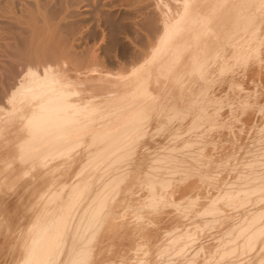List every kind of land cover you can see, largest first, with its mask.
Here are the masks:
<instances>
[{
  "label": "bare ground",
  "instance_id": "obj_1",
  "mask_svg": "<svg viewBox=\"0 0 264 264\" xmlns=\"http://www.w3.org/2000/svg\"><path fill=\"white\" fill-rule=\"evenodd\" d=\"M8 1H9L8 3L10 4L11 0H8ZM154 1H155V6H156V7H154V11L156 10L155 16H157L158 21L161 22L160 21L161 20V13H160L161 12V8H160L161 3H160V0H154ZM211 1L215 2V3H213V5L215 4L214 5L215 7L211 10L210 13L213 16L217 17L214 14L216 11V8H217L216 3H217V5H224V4L227 5V3H226L227 0H211ZM229 1H228V3H229ZM21 2H23L22 4H24V5L26 4V2H24V1H20L19 3H21ZM201 2H203V1H201ZM207 2L209 3V0ZM207 2H206V5H207ZM211 5H209V6H211ZM197 7H199V6H197ZM196 8H194L193 10H191V9L189 10V8H187L186 6H183L182 10L179 9L181 11L179 14L177 12L178 10L175 12L178 15H181L180 17L182 18V20L186 21L185 25H181L179 27H176V26L172 27V26H170V24H168L170 26V27H168L166 24L169 22H167L166 24H165V21H162V22H164L163 24H162V22L157 23L156 17H155L154 21L152 18L150 19L148 17L150 20L148 23L146 22V24H148V25H146L145 28L147 30V27H148L149 29H151L150 31H153V34H155L156 31L159 30V24H160V26L161 25L163 26L164 24L167 26L166 29H164L166 31V32L164 31L166 34H164V36L163 35L160 36V38L162 37V40L160 41L158 48L155 50L156 54L154 52V54L156 56L155 55H152V56H155V60L157 61V59H158L159 63H160V61H162L160 64H158L157 66L155 65V66L158 70H161L162 66H160V65L161 64L164 65L162 67V70H161L162 72L165 71V75L167 74L166 78H164V76H163L164 79L167 80L169 77H171L168 79V81L171 82V81L176 80L175 81L176 83H177V80L180 81V82L178 81L177 84L174 82L175 85H177V86H175L173 84L172 85L173 87L174 86L177 87L182 92H183V90H186L188 88L190 89V92H188L189 89H188V91H184V92H187V95L186 94H183V95H186V97H188V94L190 93L189 98H191V99H189V98L188 99L191 101H194V103H192L190 101L191 107L189 108V106H188L189 101L188 100L184 101L182 103L180 102L181 103L180 109H181V107H183L182 111H183V109H186V111H183V112L181 110H179L180 116H182V117H180V120L187 119V117L184 116L183 114L187 113L188 109H189V111L187 114H190L193 111L192 115L194 114V112H195V114H197L196 111L197 112L200 111L197 114V117H196V115H193V117L195 116L193 122L195 121L196 123L192 122V124H193L192 125V124H190L191 122L189 124H188V122H186L188 127L191 125L190 126L191 128L189 127L190 128V130H189V128L186 126L188 129L184 133L189 135L188 137H190V135H192V137H193V135H194V138H195L196 134H193V131L194 132L197 131V133H198L197 135H199V133H200L201 137H200V135L196 136L195 140L198 141V139L200 138L199 140L201 141L204 134L206 135V133L207 134L209 133V130H211L210 134L213 135L212 130L217 125L218 126L220 124L222 125V123L219 122V121H221L220 117L222 115V114L220 115V111L224 113L225 107L219 105V107L216 108V107H213V105L216 103H218V104L222 103V105L227 103L225 101H226V99H229V97L227 95H229L230 92H229V89L227 88L228 91L226 90L227 94L225 93L226 94L225 97L227 96L228 98L226 97V99H225V97H222L224 100L222 102L219 99L221 97H218L219 100H215L217 97L214 98L212 96L213 95V89L212 88L214 87V85L218 84V82H220V80L222 82L226 80V79L224 80V78H226V77H222L223 76L222 73L224 74L225 68H226V70L228 69L227 64H224L226 62L227 58L229 57L228 59H231V57H232L235 60V63L236 64L238 63L237 65L241 64V66L240 65L237 66V70H239L241 67H243L242 65L244 64V63L243 64L239 63L238 62L239 59H240V62H242V61L244 62L246 59H249L251 56L252 57L250 59L252 61L254 60L253 57L258 59L257 57H260V56H257V55H261V54L263 55L264 54V53H262L263 52L262 50L260 51V48L261 47L263 48L264 46H258V45H255L253 43L254 41L252 42V39L254 38L255 33H253V35L248 33L249 36H248V34L246 36L242 35V34L235 36L236 38L235 37L234 38L236 40L233 39V42H228L230 40L226 39V36H225L226 34H222V35H224L223 37L225 38L226 41L224 39H221V41H223V42L225 41L224 45L226 46V48L230 46V49L228 48L230 51L229 53H231V51H233V54L236 53V57L233 54H232V56L226 55L225 53H226L227 49L224 47L222 49L223 43L222 44L218 43L219 42L218 39L214 40V38H219L218 36L220 34H218V36L216 33L212 34V35L208 34L209 36L208 35L204 36V34L202 35V33H205L206 31L207 32H216L218 27L210 26L209 23H208L209 26L207 24L202 25L203 24V22H202L203 18H206L207 12H202L203 10L200 11V10H197L198 8L197 9ZM22 9H25V8H22ZM167 9H169V8H167ZM27 10H28V8H27ZM29 10H31V9H29ZM194 10H195V13L193 12ZM207 10L208 9H206V11ZM169 12L170 11L168 10L167 14ZM208 14H209V12H208ZM27 15H28V19H29L31 17V15H34V14H31V15L27 14ZM164 15H165V13H164ZM170 15H172V14L171 13L168 14V16H170ZM173 15H174V12H173ZM169 18H168V20H169ZM208 18H210V17H208ZM31 19H33V16L31 17ZM34 19H33V22H31L32 28L34 26L33 23L35 22ZM165 19L167 20V16H166V18H164V20ZM250 20L253 21L254 19L252 18ZM29 21H32V20H29ZM155 21H156V24H154ZM256 21L260 22L258 20H256ZM200 22H202L201 25H200ZM211 25H212V23H211ZM256 25L257 26L251 28L252 30L249 28L248 31L249 30L250 31H259V30H261V28H263V27H261V24L256 23ZM27 27H28V25H27ZM220 29H222V28H220ZM223 29H225V28H223ZM223 29H222V31H225ZM246 29L247 28H241V29H237V30L246 31ZM161 30H163V29H161ZM161 30L159 32H161ZM182 30L184 32H187V31H189V32L181 34ZM197 30H202V31L201 32L199 31L196 34ZM179 31H180V33L178 34L177 32H179ZM217 31H221V30H219V28H218ZM31 32H32V34L36 33V35L35 34L34 35L37 36L38 32H37L36 28H33L30 31V33ZM191 32H194L195 34H193V33L191 34ZM207 32H206V34H207ZM198 33H199V35H198ZM160 34H162V33H160ZM256 34L257 35L255 36V39H253V40H255L256 43H258L260 45H264V43L262 44V42H261L264 39L263 38L264 34L263 35L261 34L262 36L259 35V33H256ZM30 35L31 34H29V36ZM222 35L220 38H222ZM258 35H259V37L261 36L258 39H262V38L263 39L262 40L256 39V37H258ZM38 36L40 37V35H38ZM233 36H232V38H233ZM33 37L34 36H32V38ZM206 38H209L210 40L213 39V41L211 40L209 44L208 43L206 44V42L204 41V40H206ZM32 40L30 41L31 43H33V41H34V40L33 41ZM258 41H260L261 43H259ZM53 42H54V39H53ZM33 44H29V45H33ZM42 46H43V44H42ZM35 47L37 48L38 46H35ZM219 47H221V50H219L220 49ZM45 48L46 47L43 46L42 49L39 50V52L37 53V57L40 56V57H38L37 61L40 63H43V64L47 63V62H57V59H58L57 51H59V50L56 49V47L55 48H53V47L52 48H46V49ZM208 48H210V51H208ZM231 48H233V50H231ZM234 48H238V50H236L237 52H235ZM32 49L34 50V48H32ZM35 51H37V50H35ZM166 54H167V57L164 56V58L166 57L164 60L159 59V58H162L163 55H166ZM237 56H238V59H237ZM244 56L246 57V59L242 60V58ZM247 56H249V57L247 58ZM262 57L264 58V56H262ZM260 59H262V58L260 57L258 59V61L256 60L259 64L262 61V60L259 61ZM252 61H249V62L252 63V65H253V63H255V62L254 61L252 62ZM246 63H248V62L246 61ZM258 63H257V65H258L257 68L261 66L262 67L261 69H264V66H262L264 62L262 63V65H259ZM176 65H178V66L182 65V66H180L181 68H179ZM245 65H247V64H245ZM222 66H225L224 70L222 69L223 68ZM220 67H222V68H220ZM49 68L50 67H48V70H49ZM176 68H177V70H176ZM217 68L220 71L216 70ZM243 69H244V67H243ZM243 69H240L239 71H241ZM261 69L255 68V69H252L250 71H246V72L244 71L245 74L243 71H241L242 74L240 73L239 75L241 76L244 74V77H246L248 80L247 82H249V80H250V83H253L251 85H254V84L262 85V81H264V71ZM150 70H151V72H150ZM150 70L149 71L145 70V72L142 73L143 78L141 76L142 74L139 75L136 73L137 75L135 74L134 78L132 77L133 79H131L130 82L128 81L129 82L128 84L123 83V81H125V80L121 81L122 83H120V85L121 86L125 85L126 90L124 89V92H123L121 90L123 87L120 86L121 88L119 87V89L122 92L120 90H119L120 92H118V90H117L118 86H117V89L115 88V91L117 93L116 94L113 93L115 95H113L112 93L111 94L113 96L108 94L109 100L106 101V99H108V98H106L105 99L106 102L104 103V104L108 103V107H106L104 105L106 114H105V112L99 113L100 109H102V107H104L102 105L103 104L102 101H104L103 99L105 97L102 100L99 99V100L92 101V102L90 101L92 103L91 104L89 102L90 106H88L89 104L88 105L85 104V105H82L83 107H81L80 105H77V102L81 101L80 99L77 102H76V100H75V102L70 100V98H69L70 95L71 96L73 95L76 97L77 93L75 92L76 95H74L73 91H75V90H73L72 88H71L72 90H68V85L66 84L67 81L66 82L64 81L65 79H64L63 75L62 76L60 75L59 71L58 72L57 71H47V69H46L45 75L42 79L41 78L39 79L38 76H36V75L34 76V73H32L33 75H30L27 78V80L24 81L25 85L22 83V85H23L21 87L22 91L19 90V93H20V96L22 98L27 97L26 99L28 102L24 100L25 101L24 104L27 102L28 108L27 107L26 108L28 110L24 107L25 108L24 112L27 111V113H29V115H27V113L23 112L27 116L22 117V119H23L21 121L22 124H20L21 122H19V126L26 125L27 128H29V129L36 127L35 132L32 133V134H36V135H33L30 138L25 139V140H24V138H22L23 140L20 139L21 140V142H20L21 146H22V143H24V147H22V149L25 148V149H23V150H25V152H27V149H28V152L26 154L20 148L21 146L19 147V145H18V144H20V143H18L20 140L18 139V142H16V140H15V142L17 143V144L16 143L13 144V145L16 144V146H15L16 149L14 148L16 150L15 154L17 153V154H19L17 156H20L21 155L20 153L23 152L22 154H25V156L23 155L24 156L23 161L20 157L19 158V159H21V161L19 160L20 162H18V159H17V162L16 161L0 162V223L3 221L2 215L4 214V210L5 211L8 210L9 205L22 206L24 209H29L28 212L31 210L32 213L29 215L30 216L28 218L29 220L32 218L31 216L33 214V218H32V220H30V223L28 225L26 224L27 226L26 227L24 226L22 231L20 230L21 232H23L24 228H26V230L23 232V235L20 233L22 235V237H20L19 233L17 235L13 236L14 239L15 238L17 239V242H19V241L21 242V245H20L21 248L19 247V245H15V243H17V242L14 241L15 243H13V241L11 242V240L9 241V239H7L6 236H8L9 234L6 233L7 235L6 234H5L6 236L4 235L6 241L10 242V243H8L9 246L11 243H13L14 247H17L18 249L20 248L19 249L20 252H19V250L16 251L17 248L15 250V248L12 247L16 252H19L18 257L15 256L16 258H12L13 260L15 259L14 264H211L212 261H210V258L213 259L214 258L213 256H215L216 254L218 255V257L216 255L217 258L213 262H216V260L217 261H219V260L223 261L226 259L225 257L232 254L230 257L228 256V258L230 260L227 259L228 261L226 260V262L224 261V263H221L222 261H220V263L216 262L218 264H264V162H260V160L258 162V160H257L259 158L264 159V151L262 149H259L260 145H258V143L261 144L262 140L264 139V137L260 134V133L264 132L263 131L264 130V128H263L264 122L262 123L263 127H262V125H260V127H258L259 129L261 128V130L263 132L261 130L259 131V129H255V128H257V126L255 127V125H253L255 123V121L253 122L252 125L254 128H251V129L252 130L255 129V132H256V130H258L257 133L253 134V137L251 135L253 132H252V130H250V127H249V125L252 126L250 123H249L248 127H249V132L250 133L252 132L251 134L244 130L247 127H245L244 129H242L244 126L241 127L242 131L241 130L238 131L237 126H236L237 128L233 127V129L234 130L237 129L236 131H238V132L245 131V132L250 134V136L252 137V141H251V138H249L250 141L251 142L254 141V145L256 146V144H257L256 149H259V151L255 149L256 152H254L255 150L254 151L251 150L252 152H254V153H251V155L255 154V153H259V155L262 158L259 156H257L258 157L257 158L255 155L254 156L252 155L253 157H251L250 153L247 152V150H248L247 149V150H245V152H247L248 154L247 153H245V154H247L251 157V158L249 157L250 161H252V158H253V161L255 159L256 162H253V161L248 162L249 161L248 160L249 158H248L243 163L242 160L247 155H245L244 152H242V151L245 149L246 146L244 147L243 150H241L240 148L242 145L238 144L241 141L236 142V144H238L240 146V148L239 147H237V148H239L241 150V154L245 155V156L243 155L244 157L241 156L243 158L242 159L239 156L240 155L239 149L235 148L238 151V152H236V150H233L234 145L230 144L231 143L230 141L238 138L237 137L238 135H236V133H238V132H236L235 134H231V135H235V138L232 137L233 139L230 138L231 140H229V144L232 146V152L230 150L231 149V147H230V149H229L230 153L229 152L227 153V156H228V154H229V156L226 157L228 159L225 158V156H226L225 152L228 151V148L227 149L225 148L226 151L223 150L225 145L227 147L228 143H224V145H221L223 143H221V144L217 143L218 145H215L217 147L219 146V149H221L220 147L224 146V147H222L221 150L224 151L225 156H222V155H224V153L222 154L221 150L218 151L217 147L215 148L214 145H213L214 147L213 146H210V147H212V149H214V150H217L219 152L218 154L221 153L220 155L222 156V159H223V157L225 158L222 160V162L226 161V163L230 164V161H231L235 165V166H231L232 164H230V166H231L229 168L230 173H228V171L226 169H225V172L230 175L231 172L236 171L237 174H234L232 181H231V178L229 179V175H228L227 178L230 180V182H227V179L222 180L224 177L226 178V175H227L226 173L224 174L225 176L221 175L222 179H220V174L217 173V175H215V176L218 178H216V179L214 178L216 181L212 177H210V178L212 180H214V182H217V183L219 182V179H220V182L221 181L223 182V183H220V186L219 185L217 186L216 183H211V185L210 184L208 185V183L207 184L205 183V185H208L207 188L212 186V184L216 185V189H213V191H215L214 194L210 193L212 190V187L213 188L215 187V186H212L210 188L209 193L207 192V194L205 193L201 197H197L200 195L198 193L199 191L196 192V194L198 193V195H196V196H193L192 194L188 196L187 192L183 193L184 189L188 188V187L184 188V186H187V185L183 184L184 186L183 187L181 186V187L184 189L181 188L182 190H180L178 188L179 186L174 188V186H175L174 181L177 183V180H178L179 181L178 183H180L181 182L180 179L182 176L187 178L188 174L192 175V173H193V176L194 175H196L197 177L201 176L204 172V167L206 168L207 166L211 165V163H213V166H215L214 164L217 163V162H211V161L210 162L196 163V160H197L196 158H195L196 159L195 160L192 157L189 158L188 155H186V154L190 153L188 151L190 149L193 151H199L200 147L198 148L197 147L198 145L196 146V144L194 145V142L192 143V141L194 139L190 138L191 142H189V140H187L189 143L184 141L188 144H193L191 146V147L195 146V148H193V149L189 147L190 145L184 144V143H183V146L182 145L181 146L175 145V147L177 146L178 148L179 147L182 148V151H180L181 153L179 152L180 148L176 149V148H174V145H173V147L169 146V148H168V146L166 147V145L162 146V148L160 146L159 147L155 146L157 148H155V147L150 148L151 146L147 147V146H141V145L136 146L134 144H132V145L127 144V143L133 142V141H130L132 138H133L132 140H134L138 137L140 138L141 137L140 135L144 134V132L141 129H140L141 130L140 131L137 128V126H143V125H141V123L143 121L140 122V124L137 122L141 121L139 119L147 117L150 114L149 113L150 110L154 109V107H155L154 104H152L155 101H152V99L148 100L149 98L148 99L145 98V99L136 100L135 99L136 96H134L135 94H137V92H138V95H144L145 93L143 91H145V89L148 90L147 86H146V84H148V83L145 84V82H144V79H146L147 76H149L148 78L150 79V75H152L151 80L155 79L154 77H156L155 75H157V73L156 74L152 73V69H150ZM221 70H223V71H221ZM229 70H231V69H228L226 71L227 73L226 72L225 73L231 74V75L229 74L230 76H227V77H230L227 79H229L230 80L229 82L231 83V81L233 82V78H235L236 76H234L233 71L230 72ZM171 71H172L173 75L171 74ZM215 72H217L218 75L215 74L216 76H214ZM219 72L220 73L222 72V73L219 74ZM161 73L159 74L160 77L159 76H157V77L162 78ZM61 74H63V73H61ZM144 75L146 78H144ZM153 75H154V77H153ZM219 75H221L222 79H219V81H218L217 76H218V78H220ZM167 76H168V78H167ZM159 78H158V80H159L158 83L160 82ZM163 78H162V80H163ZM246 78L244 80H246ZM149 79H146V81L148 80L150 82L151 80H149ZM237 79H240V77L238 76V78H236V80ZM155 80H157V79H155ZM155 80H154V82H155ZM215 80H217V81H215ZM238 81H243V80L240 79ZM154 82L152 81V84ZM189 82H190V85H188L189 87L184 89L186 87L185 85L189 84ZM213 82H216V84H214ZM180 83H181L182 87H180L181 86V85H179ZM223 83H225V82H223ZM223 83H221V84H223ZM227 83L225 85H226V87H229L230 83L229 84H227ZM233 83L237 84L238 82L235 83V81H234ZM233 83H231L232 86H233ZM221 84H219V85H221ZM143 85L145 88L143 87ZM161 85H163V84H161ZM169 85H171V84H169ZM223 85H222V87H223ZM246 85H248V84H246ZM240 86H242L241 89L238 88ZM243 86H244V84L239 85L237 87L239 89V91L240 90L242 91V93H244V90H245L244 88H247L245 86L243 88ZM161 87L162 86H160V88ZM261 87H260V89L262 90L263 88H261ZM158 88H159V86H158ZM165 88H166V86H165ZM248 88H250V87H248ZM253 88L256 89L255 86H253ZM257 88H258V86H257ZM161 89L163 90L164 88L162 87ZM161 89H160V91H161ZM173 89H175V88H173ZM167 90L165 89L166 94L165 95L162 94V96L164 95L167 97ZM248 90L249 89L245 90L246 95L242 94L243 95V96H241L242 100H243V98H245L247 96L249 99L251 97V99L253 100L255 98L254 96L257 97L260 93L264 92V89H263L262 92H260V93L258 92L256 94V92H257V90H256L254 93L256 95H254L253 92H251V90H249L250 92H248V94H247L246 91H248ZM239 91H238V93H239ZM241 91H240V94H241ZM169 92H170V89H169ZM169 92H168V94H169ZM173 92H176V90ZM182 92H180V93H182ZM250 93H252L251 95H254V96L249 95ZM16 94H18V93H16ZM262 94H260V95H262ZM109 95L111 97H109ZM173 95H177V94L174 93ZM148 96L149 95H147V97ZM157 96H159V95L157 94ZM202 96H205V100H208L213 104L212 105L211 103L208 102V104L210 105V106L209 105L208 106L213 107L211 109L215 108L212 111L213 113H211V111L209 112V108H204L200 104H199V106L196 105ZM169 97H172V96L169 94L168 98ZM238 97H236V98H238ZM260 97L261 96H259V98ZM19 98L20 97L18 94V98L15 97L14 100L15 99L18 100ZM154 98L159 100V97L156 98V95ZM222 98H221V100H222ZM232 98H234V97H232ZM248 98H245V99L248 101ZM162 99H163V97H162ZM241 99L238 102H240ZM19 100H21V98ZM179 100L181 101V99H179ZM229 100H227L228 103H229ZM250 100L248 102L247 101L244 102V100H243L244 104H242V102H240V104L238 102H237L238 104L235 102L234 104H236L238 106H235L233 104L232 105L227 104V105H229L228 106V116H229V113L231 111L230 115H231L232 120L234 117V120L236 122H238L236 124L240 125V123L241 124L244 123V125H245L246 124L245 122H247V121L243 119L245 122L244 121L241 122V119H242L241 117H244L245 115H247L245 113H248V111H251V109H253V111H255L256 108H254V106H256V102L258 100L256 101V99H254L255 102H253V103ZM262 100H263L262 102H264V99H262ZM232 101H233V99H232ZM259 101H260V99H259ZM82 102H83V100H82ZM166 102H168V101H166ZM250 102L252 104L248 105V104H250ZM262 102H260L261 105L263 104ZM15 103H17L16 100L14 101V105H15V108H13L14 114H12L10 116L11 113H9V116H7V117L5 116V121L3 118L4 116L2 117L3 121L0 119L7 126L9 125L8 128L6 127L7 130L13 126L12 125L10 127V124H12V122L14 124V127H16V124H15L16 122H14L15 120H13V119L19 118L18 116L20 115V113H19V115L16 114L18 109H17V111H15L16 107H18L17 104H19L20 102L17 104H15ZM74 103H75V105H77V107L74 106ZM157 103H159V102L157 101ZM205 103H207V102H205ZM254 103H255V105H254ZM27 104H26V106H27ZM218 104H216V105H218ZM258 104L259 103L257 102V105ZM169 105L170 106L167 107L168 108L167 113L169 114L170 112H173V111L176 112L177 107L174 109L172 108L173 109V111H172V109L169 108V107H171V104H169ZM204 105L205 104H203V106ZM261 105H260V112L258 111L260 116H261L263 109H264V107H263L264 104H263V106H261ZM21 106L23 107L24 105L21 104L19 107H21ZM187 106H188V108H187ZM208 106H207V104L205 105V107H208ZM231 106H232V108L234 106L235 108L237 107L238 109H240L239 113H242V112L244 113V115H240L238 113V109H237V111H235L236 112L235 114L237 115V113H238L240 116V118L238 116V121L235 119L236 116L233 115V111L231 109ZM240 106L241 107L243 106L242 108H247V109H245V112L241 111ZM251 106H253V108H249ZM194 107L197 109H195ZM229 107H230V109H229ZM256 107L258 109V106H256ZM111 108L114 109V112L112 111ZM222 108H224V111H222ZM115 109H116V111H115ZM169 109H171V111H169ZM194 109H195V111H194ZM203 109H205V111H202ZM207 109H208L210 117H213V118H214V116L215 117L217 116L216 112L219 111L218 112L219 114L217 116L219 121H216V119L214 118L215 121H213V123H210L212 120L211 118H208L209 121L208 120L205 121L206 118L201 119V118H204L205 116H209V115H206ZM257 109H256V112H257ZM261 109H262V112H261ZM78 110L82 112V114H81L82 118L81 119L84 118L83 116H85L87 118L88 117L92 118L93 115H95V116L96 115H99V116L102 115L103 116L102 119H103L105 117V115H107V116L109 115L108 116L109 120L108 119H103V120L100 119L101 121H99V122L108 120L106 122V125L104 126V128H106V130H101L102 128L95 130L94 128H92L91 130H94V131L90 135H93V137H89V138L87 137L88 140L90 141V143L88 144L89 141H86L87 138H85L86 144L84 142L82 147L78 146L79 150L76 149V150H78V153H77V151L76 152L74 151L73 155L74 154H76V155L71 156L72 154L69 155V153L72 151V148L75 150V148L77 147L73 143L75 142V144H78L76 142L79 141V140H75L72 142V140L75 138L72 135L75 136V133H76V135H77V133H79L77 135V136H79V135H81L80 134L81 132H77L73 129L71 131L68 129H67L68 131L66 129H65V131L60 130L61 132L63 131L64 135H66V136H64L62 138H58V139H56V138L45 139V137H43V135L45 136L48 134V132L46 131V130H49L48 127H50V126H48V125H52V126L53 125L54 126L55 125L56 126L61 125L62 122H60V120L63 116L69 115V113L71 112L69 117H72L73 116L72 113L75 114L74 113L75 111H77V113H78ZM102 111H104V109H102ZM108 111L109 112L111 111L112 113L110 112L111 114L110 113L108 114L107 113ZM143 111H145L144 113H146V114H144ZM166 111H167V109H166ZM226 111H227V109H226ZM23 113H21V114H23ZM101 113H104L105 115H103ZM154 113L157 114L158 112H154ZM164 113H165V111H164ZM167 113L165 114V115H167L166 117L164 115L163 116L165 118L169 119ZM203 113H205V115ZM215 113H216V115H215ZM257 113H256V115H259ZM87 114L88 115L90 114V115L88 116ZM158 114L160 117V112ZM171 114L169 116H171ZM175 114L176 113H174L172 115V117L173 116L175 117L176 116ZM6 115H7V113H6ZM14 115L15 116L17 115V117L14 118L15 117ZM232 115H233V117H232ZM251 115H252V113H251ZM161 116H162V114H161ZM190 116H191V114H190ZM198 116L199 117L201 116V118H199ZM225 116H223L224 120L227 118V117L225 118ZM77 117L79 118L78 115H77ZM152 117H154V116L152 115ZM184 117H186V118H184ZM246 117L248 120V116H246ZM252 117L254 119L255 116H252ZM252 117H250V118H252ZM95 118H97V116ZM181 118H183V119H181ZM195 118H198L203 123L200 122L198 119H195ZM261 118L264 120L263 116ZM84 119H86V118H84ZM227 119H230V116ZM253 119H251V120L253 121ZM255 119H256V117H255ZM16 120H18V119H16ZM148 120L149 119H147L146 121L149 122ZM174 120L175 119L172 118L169 121L171 122ZM1 121H0V123L3 124ZM46 121L48 122L47 125H45ZM239 121H240V123H239ZM252 121H250V122L252 123ZM99 122H98V120H96V122H93V124H91V125L96 124V126H97V123H98V125L101 126V124ZM126 122L131 123V124L126 129H124V126L127 124ZM183 122L184 121H181V123H183ZM207 122H209V124H210L209 126L212 125L211 128L208 127L206 124L205 125L208 128L204 127L205 125L203 126V124L207 123ZM215 122H219V123L215 124ZM225 122L228 123L229 121L227 122V120H225ZM64 123L66 124V122H64ZM64 123H62V124H64ZM179 123H178V125L181 126V123L180 124ZM198 123L200 124V126L202 124V126L199 127L200 129L198 128V129L194 130L195 127L197 128L199 126ZM214 124H215V126H214ZM257 124L259 125L260 122ZM40 125L41 126L45 125V127H42V128H44V129L47 128V129L42 130ZM228 125L230 126V122L228 123ZM228 125L226 124V126H228ZM37 126H38V128H37ZM54 126L50 127L51 129L49 130V133H50V131H52ZM119 126H121V127L118 128ZM226 126L224 125L223 127H226ZM229 126H228V128H229ZM232 126H230V129H228L229 133H231V131H234L231 128ZM240 126H242V125H240ZM14 127H12V129H11L12 131L9 130L10 135L12 134L11 132H13ZM39 127L41 129H39ZM202 127L206 128L205 133H204V130H205L204 128H203L204 129L203 131H200V130H202L201 129ZM219 127L221 130V126H219ZM219 127L218 128L216 127V129L218 130ZM75 129H77V128H75ZM24 130H25V128H24ZM127 130H129V131H127ZM217 130H215V131H217ZM220 130H218V131H220ZM224 130H225V132L227 131L226 129H224ZM45 131L47 133H45ZM53 131H52V133H53ZM4 132L7 134L8 131L6 132L4 130ZM27 132H29V131H27ZM1 133H2V131L0 132V134ZM5 133H4V135H5ZM40 133H41V135H40ZM57 133H59V132H57ZM140 133H142V134H140ZM176 133H175V135H177ZM182 133L183 132H180L178 134L182 135ZM232 133H234V132H232ZM247 133L245 135L249 136V134H247ZM258 133H259L260 137L261 136L263 137V139H261L262 137L261 138L259 137ZM83 134L88 135L89 133L83 132L82 135ZM82 135H81L82 138L81 137H80L81 139L79 138L80 142L84 141L85 135H83L84 137ZM102 135H104V136H102ZM128 135H130V137H128ZM131 135H135L136 137L134 138ZM137 135H139V136L137 137ZM214 135H215V138L218 137V135H216V133ZM220 135L221 136L225 135V134H222V130H221ZM220 135H219V137H221ZM241 135H242V133L240 134V137H241ZM255 135L256 136L258 135V137H256V139H258V140L255 139ZM47 136H52V134H49ZM71 136L73 138H71ZM77 136H76V139H77ZM5 137H8V136H5ZM12 137L13 136H11L10 138H12ZM204 137H205L204 139H206V136H204ZM209 137H207V138H209ZM247 137L245 136V138L248 141ZM90 138H91V140H90ZM184 138H186V137H184ZM213 138H214V136H213ZM13 139H15V138H13ZM183 139L181 141V138H180L179 141H181V143H182ZM241 139L243 141V142H241V144H245L244 142L247 143L246 139L240 138V140ZM7 140H8V138H7ZM219 140H221V139H219ZM219 140H217V141H219ZM223 140H226V139H223ZM3 141H0V142H2V143H0V146L3 144ZM139 141L141 142L140 139H138V142ZM171 141L173 142V140H171ZM176 141H177V139H176ZM200 141L198 143H200ZM204 141H203V143H204ZM206 141H208V140H206ZM234 141H233V143H234ZM236 141H237V139H236ZM50 142H55L56 144L58 143V145L51 147L52 145L50 146V144H49ZM4 143H5L4 145L7 144L5 141H4ZM10 143H11V141H10ZM167 143H171V142L169 141ZM203 143H201V144H203ZM210 143L212 144V142H210ZM25 144H27V145H25ZM72 144L74 147L73 146L71 147ZM175 144H177V142ZM17 145L19 148L17 147ZM186 145H188L187 146L188 149H187V147H184ZM208 145H210V144H207V146ZM247 145H249V147L252 145L251 148H253V146H254L252 143L247 144ZM202 148H204V147H202ZM246 148H248V147H246ZM19 149H20V151H19ZM170 150H172V151L170 152ZM184 150H187L188 153L186 151V154H183ZM260 150H261V153L263 151V153H262L263 155L260 154ZM173 151L179 152L178 156H181L182 158L184 157L183 158L184 160L189 159L188 161L191 162V164L190 163L187 164L188 162L183 163L184 162L183 159L181 161L180 160L181 157H180V159H179V157H175V155L177 156V154H176L177 152L173 155V153H174ZM213 151H211V152L213 153ZM233 151H235L236 154L238 153L237 156H239L241 158L240 161L238 160L239 163H237V161H236V159H240L239 157L236 158L235 160L233 159L236 157L235 154L231 155V153H233ZM199 152L200 153L198 155L195 154L194 156H197V158H199V160H200V157L202 154H201V151H199ZM211 152L209 155L210 157L213 156V154L211 155ZM12 153H14V152H12ZM214 153L216 154L217 152H214ZM206 154H207V150H206ZM63 155H65V156H63ZM66 155H68V156H66ZM183 155H186L187 157L183 156ZM230 155L233 157H231ZM234 155H235V157H234ZM189 156H191V154ZM198 156H200V157H198ZM202 156H204V154ZM209 156H207V157L209 158ZM219 156L217 155V157H219ZM217 157H215L216 161H217ZM29 158L30 159L33 158V160L32 159L30 160ZM176 158H178V159H176ZM203 158H206V157H203ZM231 158L234 161L230 160ZM27 159H29V160H27ZM218 159L220 160L221 158L219 157ZM178 160H180L182 163L179 162ZM191 160H195V164H193L194 162H192ZM211 160H212V158H211ZM1 161H3V160H1ZM33 161H35V162H33ZM213 161H214V159H213ZM178 162H179V166H178ZM180 163L182 165L183 164L184 165H190L189 168H187L188 170L186 169V166H183V168H182V165ZM180 165H181V168H180ZM218 165L215 166L216 167L215 170H222L223 171V169L217 168V167H219ZM228 167H229V165H228ZM179 168H180L181 173L179 171H177ZM191 168L193 170H190ZM221 168H222V166H221ZM231 168L233 170H230ZM209 169H211V168H209ZM213 169L214 168H212L211 170L213 171ZM183 170H184V172H182ZM187 171H191L192 173H187ZM207 171L204 173V176H201V178L200 177L199 178L203 182H204V180H205V182L206 181L212 182L211 179L209 180V176L205 175L207 173ZM176 174H177L178 178H179L178 174H180V175L184 174V175H182L180 177V179L176 180V177H175ZM207 174H209V173H207ZM214 174H216V173L214 172ZM210 176H212V174ZM190 177L191 176H189L188 178L190 179ZM206 177L208 178V180H206ZM186 180L187 179H184V178L182 179V181H186ZM190 180H192V179H190ZM181 183L177 184V185H181ZM189 183H191V182H189ZM196 183L197 184H195V183L194 184L191 183V184L195 185V187L199 186L198 178H197ZM186 184H188V183H186ZM200 185H201V183H200ZM188 186H189V190L186 189V191L188 190V192L191 189L190 187L194 188V186H191V185H188ZM203 186H204V184H203ZM199 188L203 189V187H201V186ZM207 190H209V189H207ZM216 190H217V194H216ZM203 191H206V190L204 189ZM203 191L200 193L201 194L204 193ZM189 193H191V192H189ZM184 201L186 202L185 204H184ZM17 206H16V209H17ZM18 209H19V207H18ZM18 209H17V211H18ZM8 212H10V211H8ZM15 213H14V215H15ZM8 216L10 218L11 215H8ZM8 216L3 217V218L4 219L6 218V220H7ZM24 216H23V218H24ZM12 217H14V216H12ZM19 217H22V216H19ZM19 217L17 218V216H16L17 219H19ZM13 219L14 218H12V220ZM26 219L24 218V221ZM17 223L19 224V222H17ZM22 223H23V221L21 222V226L25 225V224L22 225ZM15 224H16V221H15ZM168 224L171 225L169 228L167 227ZM10 228H12V227L10 226ZM19 228H20V226H19ZM16 229H17V227H16ZM9 230H11V229H9ZM11 232L13 233V231H11ZM0 237H2V236H0ZM20 242H19V244H20ZM6 246L7 245H5V248H6ZM8 249H10V248H8ZM14 252L11 250L10 255H12V253L14 254ZM12 256H14V255H12ZM219 256L221 257V259ZM13 262L11 264H13Z\"/></svg>",
  "mask_w": 264,
  "mask_h": 264
},
{
  "label": "rangeland",
  "instance_id": "obj_2",
  "mask_svg": "<svg viewBox=\"0 0 264 264\" xmlns=\"http://www.w3.org/2000/svg\"><path fill=\"white\" fill-rule=\"evenodd\" d=\"M20 1H24V2H26V6L24 5V4H22L23 2H21V3H19ZM36 0H11V2H10V4L8 3L9 1L7 0H0V119L3 121V118H4V121H5V116L7 117V116H9V113H11L10 114V116L12 115V114H14V111H13V108H15V105H14V101L16 100L17 101V103H19V104H17V103H15V104H17V106L18 107H16V110L15 111H17V109H18V111H17V115H19V113H20V115L18 116L19 118H16L17 117V115L14 117V118H16V119H18V120H16V119H13V120H15L14 122H16L15 124H16V127H14V124H13V122H12V124H10V127L12 126V127H14L13 128V132H11L12 134L10 135V131H12L11 129H12V127L10 128V129H8L7 130V128L9 127V125L7 126L4 122H2L1 120V122L4 124H1L0 123V132L2 131V133L0 134V141H5L7 144L6 145H4L5 143H4V141H3V144L0 146V162H8V161H10V162H13V161H16L17 162V159H18V162H20L21 161V159H22V161L24 160V156H25V154L28 152V149H27V152H25V150H23V149H25V148H23L22 149V147H24V143H22V146H21V140L20 139H22V138H24V140L25 139H28V138H30L31 136H33V135H36V134H32V133H34L35 132V128H27V126L26 125H21V126H19V122H21L23 119H22V117H25V116H27V115H29V113H27V111L26 112H24L25 111V108L27 107L28 108V104H27V97L26 98H22L21 96H20V93H19V90L20 91H22L21 89V87L23 86L22 85V83L24 84V81L25 80H27V78L30 76V75H33L32 73H34V76L36 75V76H38L39 77V79L41 78H43L44 77V75H45V71H46V69H47V71H59V73H60V75L62 76L63 75V77H64V81L66 82V84L68 85V90H75V91H73V94L74 95H76V93H77V95H76V97L75 96H71L70 95V100H72L73 102H75V100H76V102L80 99L81 101H78L77 102V105H80L81 107H83L82 105H88V106H90V103L92 102V101H96V100H102L104 97V101H102V105L104 106H106V107H108V103H106V104H104L107 100H109V98H108V94H110L111 96H113V95H115L117 92L115 91V88L117 89V86H118V92H120L121 90L124 92V89H125V85H123V86H121L120 85V83H122L121 81H123V80H125V81H123V83L124 84H128L130 81H131V79H133L134 78V76H135V74L137 73V74H142L143 72H145V70H147V71H149L150 69H152V73H157V75H155L156 77L157 76H159L160 77V73L162 72L161 70H162V67L164 66V65H160V66H162L161 67V70H158L157 68H156V66L158 65V64H160L162 61H160L161 59L162 60H164L166 57H167V54L166 55H163V57L162 58H159L160 60V63L158 62V59H157V61L155 60V54H156V49L158 48V45H159V43H160V41L162 40V37L160 38V36L161 35H163L164 36V34H166L165 32V30L164 29H166V27L168 26V27H170V26H176V27H179V26H181V25H185L186 24V21H184V20H182V18L180 17L181 15H178L181 11L180 10H182L183 9V6H186L187 8H189V10L191 9V10H193L194 8H196L197 6H199V7H197L196 9L197 10H200V11H202V12H207V16H206V18H203V24H202V22H200V25L202 24V25H205V24H207L208 25V23H209V25L210 26H215V27H218L219 28V30H221V31H217L218 30V28H217V30H216V32H207V34H206V32L205 33H202V35L204 34V36L205 35H212V34H217V36H218V34H220L218 37L219 38H214V40H216V39H218L219 40V42L218 43H220V44H222L223 46H222V49H223V47L224 48H226V46L224 45V43H225V38L223 37L224 35H222V34H226L225 36H226V39L227 40H230V41H228V42H233V39L234 40H236L235 38V36H238V35H240V34H242V35H247L248 33H250V34H252L253 35V33H255V35H254V38L253 39H255V36L257 35L256 33H259V35H263L264 34V0H227V5L226 4H224V5H217V3H216V6H217V8H216V11H215V15L217 16V17H215V16H213L210 12H211V10L215 7L214 5H213V3H215V2H212L211 0H209V3L207 2L208 0H201V1H203V2H201L200 0H160V8H161V22L162 21H165V24L167 23V22H169V23H167L166 25L164 24L163 26L161 25L160 26V24H159V30L158 31H156V33L155 34H153V31H150L151 29H149L148 27H147V30H146V25H148V24H146V22L148 23L149 22V20L152 18L153 19V21L155 20V17H156V21H157V23H161V22H159L158 21V19H157V16H155L156 15V10L154 11V7H156L155 6V1L154 0H37L36 2H35ZM211 1V2H210ZM228 1H229V3H228ZM206 2H207V5H206ZM211 5V6H209V5ZM22 5V6H21ZM154 5V6H153ZM208 6V7H207ZM169 8V9H167V8ZM22 8H25V9H22ZM27 8H28V10L29 9H31V10H27ZM208 9L207 11H206V9ZM153 9V10H152ZM180 9V10H179ZM169 10L170 12L168 13V14H172L173 15V12H174V15L172 16V15H170V16H168V14H167V11ZM178 10V11H177ZM32 11V12H31ZM178 12V14L177 13H175V12ZM194 13H195V10L193 11ZM208 12H209V14H208ZM26 13V14H25ZM164 13H165V15L167 16V20L165 19L164 20V18H166V16L164 15ZM27 14H34V15H31V17L33 16V19H34V26H33V28H36L37 29V36H35L36 35V33H33L32 34V32L30 33V31L33 29L32 28V23L31 22H33V19H31V17L28 19V15ZM27 15V16H26ZM29 15V16H30ZM176 15V16H175ZM152 16V17H151ZM172 16V17H171ZM256 16V17H255ZM150 19H149V18ZM154 17V18H153ZM170 17V18H169ZM208 17H210V18H208ZM148 18V19H147ZM168 18H169V20H168ZM254 19L253 21H251L250 19ZM47 19V20H46ZM207 19V20H206ZM213 19V20H212ZM263 19V20H262ZM29 20H32V21H29ZM212 20V21H211ZM256 20H258V21H260V22H257ZM26 21V22H25ZM46 21V22H45ZM156 21H155V23L154 24H156ZM205 21V22H204ZM207 22V23H206ZM28 23V24H27ZM164 22H162V24H163ZM211 23H212V25H211ZM256 23L257 24H261V27H263V28H261V30H259V31H248V29L250 28H253V27H255V26H257L256 25ZM168 24H170V26L168 25ZM214 24V25H213ZM27 25H28V27H27ZM36 25V26H35ZM208 25V26H209ZM221 25V26H220ZM42 27V28H41ZM45 27V28H44ZM31 30H30V29ZM220 28H225V29H223V30H225V31H222V29H220ZM236 28V29H235ZM241 28H247L246 29V31H241V30H237V29H241ZM161 29H163V30H161ZM161 30V32H159ZM252 30V29H251ZM165 31V32H164ZM201 32L202 30H197L196 31V34H197V32ZM182 33L181 34H184V33H187V32H189V31H187V32H184L183 30L181 31ZM204 32V31H203ZM246 34H245V33ZM43 33V34H42ZM150 33V34H149ZM160 33H162V34H160ZM178 34L180 33V31L179 32H177ZM195 34L194 32H191V34ZM244 33V34H243ZM29 34H31L32 36H34L33 38H32V36L30 35L29 36ZM35 34V35H34ZM50 34V35H49ZM180 34V35H181ZM189 34V33H188ZM201 34V33H200ZM232 34V35H231ZM38 35H40V37L38 36ZM46 35V36H45ZM198 35H199V33H198ZM201 35V36H202ZM208 35V36H209ZM221 35H222V38H220L221 37ZM234 35V36H233ZM259 35H258V37H256V39H258V38H260L259 37ZM49 36V37H48ZM155 36V37H154ZM157 36V37H156ZM207 36V37H208ZM232 36H233V38H232ZM248 36H249V34H248ZM247 36V37H248ZM34 40H32L31 38ZM52 37V38H51ZM235 37V38H234ZM49 38V39H48ZM230 38V39H229ZM264 38V37H263ZM262 38V39H263ZM53 39H54V42H53ZM159 39V40H158ZM221 39H224L225 41L223 42V41H221ZM252 39V42L255 44V45H258V46H264V45H260V44H258V43H256V41L255 40H253ZM262 39H258V40H262ZM33 41V43H31L30 41ZM212 41H213V39H211ZM209 38H206V40H204L205 42H206V44L208 43H210V41H211ZM249 40V39H248ZM29 41V42H28ZM38 43H36V42ZM47 41V42H46ZM264 41V39L261 41L262 42V44L264 43L263 42ZM52 44H51V43ZM58 42V43H57ZM259 43H261L260 41H258ZM41 43V44H40ZM47 43V44H46ZM29 44H33V45H29ZM41 46H40V45ZM42 44H43V46L44 47H46V48H55L56 47V49H58L59 51H57V53H58V59H57V62H47V63H40V62H38L37 61V59H38V57H40V56H38L37 57V53L39 52V50H41L42 49ZM228 44V43H227ZM226 44V45H227ZM46 45V46H45ZM35 46H38L37 48L35 47ZM32 48H34V50L32 49ZM40 48V49H39ZM45 48V49H46ZM220 49L219 50H221V47H219ZM230 49V46L229 47H227L226 49H227V51H226V55H228V56H232V54H233V51H231V53H229L230 51H229V49ZM264 48V47H263ZM262 47L260 48V51L262 50L263 52L262 53H264V49H263ZM218 49V48H217ZM235 49V52H237L236 50H238V48H234ZM35 50H37V51H35ZM231 50H233V48H231ZM208 51H210V48H208ZM154 52H155V54H154ZM229 53V54H228ZM261 54V53H260ZM152 55H155V56H152ZM233 55H235V57H236V53H234ZM164 56H166L165 58H164ZM210 56V55H209ZM257 56H260L262 59H260L259 61H261V63L259 64L257 61H258V59L260 58V57H257L258 59H256V58H254L253 57V61L255 62V63H253V65H252V63H250L249 61H252L250 58L252 57H250L249 59H246V57L244 56L243 58H242V60H245L244 62L242 61V62H240V59L238 60V62L239 63H244L242 66L244 67V69H243V67H241L240 69H243V70H241V71H250V70H252V69H261L262 67L260 66V67H258L257 68V63L259 64V65H262V63L264 62V58L262 57V56H264V54L262 55H257ZM161 57V56H160ZM234 57V58H235ZM241 57V56H240ZM249 56H247V58H248ZM154 58V59H153ZM229 58V57H228ZM227 58V60H226V62L224 63V64H227V68L228 69H231V70H229L230 72H232L233 71V73H234V76H236L235 78H233V82L235 81V83H237V84H234L232 81H231V83H233V86L231 85V83L229 82L230 80L229 79H227V78H230V77H227V76H230L229 74H226L227 72V70H226V68H225V71H224V74L222 73V77H226V78H224V80L225 81H223V82H225V83H223L221 80H220V82H218V84H216V82H213L214 84H216V85H214V87L212 88L213 89V97L214 98H216L215 100H219L220 99V101H224L223 100V98L222 97H225V95L227 94V92H226V90H227V88L229 89V95H227L228 97H229V99H226V97H225V99H226V101L225 102H227V103H223L224 105H222V103L221 104H218V103H216V104H218V105H216V104H212L210 101H208V100H205V96H202L201 97V99L199 100V102L196 104V105H198L199 106V104L202 106V107H204V108H209V112L211 111V113H213L212 111L215 109H211V108H213V107H216V108H218L219 107V105H221V106H223V107H225V112L223 113V112H221L220 111V115L222 114L223 116H225V118L227 117V118H229V116H230V119H225V120H227V122L229 121L230 122V126H232L233 124V126L231 127L232 129H233V127L234 128H237L238 129V131L239 130H241L242 131V129H244L245 127H247L246 129H244L245 131H247V132H249V127H250V130H252L251 128H254L253 127V125H255V127L257 126V128H255V129H259L258 127H260V125H262V127H263V122H264V120L261 118L262 116L264 117V109H263V112H262V109H261V112H262V114H261V116H260V114H259V112H260V105H261V103L260 102H262L263 100L262 99H264V92H262L263 91V89H264V81H262V85H259V84H254V85H251V84H253V83H250V80H249V82H247L248 80H247V78L246 77H244V74H245V72H244V74L243 75H239L240 73H241V71H239V70H237V66H241V64H239V65H237L236 63H235V60L231 57V59H228ZM237 59H238V56H237ZM236 59V60H237ZM249 60V61H248ZM257 60V61H256ZM156 61V62H155ZM246 61L248 62V63H246ZM252 61V62H253ZM237 62V61H236ZM257 62V63H256ZM245 64H247V65H245ZM251 64V65H250ZM256 64V65H255ZM51 65V66H50ZM156 65V66H155ZM245 65V66H244ZM250 65V66H249ZM176 66H178V65H176ZM175 66V67H176ZM180 66H182V65H180ZM180 66H178L179 68H181ZM255 68H254V67ZM262 66H264V63H263V65ZM48 67H50L49 68V70H48ZM149 67V68H148ZM177 67V68H178ZM223 67V68H222ZM222 67H220V68H222L223 70H224V67L225 66H222ZM246 67V68H245ZM158 70H156V69ZM177 68H176V70H177ZM235 68V69H234ZM249 68V69H248ZM51 69V70H50ZM154 69V70H153ZM174 69V68H173ZM248 69V70H247ZM157 72H156V71ZM216 70H219L218 68L216 69ZM223 70H221V71H223ZM236 70V71H235ZM261 70H263L264 71V69H261ZM215 71V70H214ZM213 71V72H214ZM220 71V70H219ZM139 72V73H138ZM150 72H151V70H150ZM159 72V73H158ZM226 72V73H225ZM61 73H63V74H61ZM175 73V72H174ZM220 72H219V74H221ZM238 73V74H237ZM136 74V75H137ZM151 74V73H150ZM171 74L173 75V73H172V71H171ZM170 74V75H171ZM215 74H217L218 75V73L217 72H215L214 73V76H216ZM242 74V73H241ZM167 75V74H166ZM166 75H165V71L164 72H162L161 73V77L163 78V76H164V78H166ZM226 75V76H225ZM240 77V79L241 80H243V81H238V80H240V79H237L236 80V78H238V76ZM142 76V78H143V74L141 75ZM246 76V75H245ZM133 77V78H132ZM149 76H147V78L145 77V75H144V78H146V79H149L148 78ZM152 75H150V79L149 80H151L152 78ZM153 77H154V75H153ZM154 77L155 79H157V80H155V79H153V80H151L150 82L147 80L146 81V79H144V82H145V84L146 83H148V84H146V86H147V89L148 90H146L145 89V91H143L145 94L144 95H138V92H137V94H135L134 96H136L135 97V99L136 100H138V99H148V100H150V99H152V101H155L154 103H152V104H154V109H151L150 110V114L147 116V117H145V118H141V119H139V120H141V121H138L137 123H139L140 124V122H142L141 123V125H143V126H137V128L140 130H142L143 132H144V134H142V133H140V134H142V135H140L141 137L139 138L138 136L139 135H137V137L138 138H136V139H134V140H130L129 138V140L130 141H133V142H131V143H127L128 145H132V144H134V145H141V146H147V147H150V148H153V147H155V146H157V147H161L162 148V146H165L166 145V147L168 146V148H169V146H172L173 147V145H174V148H176V149H179L177 146H183V143L184 144H188L189 142H191L190 140L191 139H194L193 141H192V143L194 142V145L196 144V146L199 148L200 147V149H199V151H201V154L203 155L204 154V156H202L201 155V157L200 156H198V157H200V160H199V158H197V156H194L195 154L196 155H198L200 152L199 151H193V150H188L190 153H188V151L187 150H184V153L183 154H186V151H187V153L188 154H186V155H188V157L190 158V157H192L193 159H195L196 160V163H201V162H219L218 164L217 163H215L214 165L215 166H219V167H217V168H220V169H223V171L222 170H215L216 169V167L215 166H213V163H211V165H209V166H207L206 168L204 167V172H203V174L201 175V176H204V173L207 171V173H209V174H205L206 176H209V180L211 179L210 177H212L213 179L215 178H218V177H216L215 175H217V173L218 174H220V179H222V177H221V175H223V176H225L224 174L226 173L225 172V169L228 171V173H230V171H229V168L231 167V166H235L234 164H233V162H231L230 160H232V158L229 160L230 161V164H232L231 166H230V164H228V163H226V161H223L222 162V160L223 159H225L226 157H228L229 156V154H228V156H227V153L229 152L230 153V150H231V152H232V146L230 145V144H232V145H234L233 147H234V149L233 150H236V149H239L240 148V146L239 145H242L241 146V150H243L244 149V147L246 146V147H248V148H246L245 147V149L242 151V152H244V154L245 153H250V155H251V153H254V152H256V150H258L259 151V149H262L263 151H264V139H263V137H264V130L262 131L261 130V128L259 129V131L261 130L263 133H260L262 136V138L260 137V135H259V133H258V135H259V137L261 138V139H263L262 140V143L261 144H259L258 143V145H260L259 147V149H256V146H257V144H256V146L254 145V141L253 142H251L252 141V137H253V134H255V133H257V131L258 130H256V132H255V129L254 130H252V137L250 136V134L249 133H247V132H245V131H243V132H241L242 133V135H241V137H240V132H238V131H236V130H234V131H231V133H229V130L228 129H230V126L228 125V123H226L225 122V120H224V117L221 115V117H220V119H221V121H219L218 120V118H217V116H218V112H216L217 113V116L215 117L214 115V118L216 119V121H219L220 123H222V125L220 124L219 126H221V130H222V134H225V135H220L221 134V130H220V127L217 125L216 127L218 128L219 127V129L218 130H220V131H218L217 129H216V127L212 130V133H213V135H211L210 134V132H211V130H209V133L207 134L206 133V135L204 134V136H206V139H204L205 137L203 136L202 137V140L204 139L205 141L206 140H208V141H204V143H203V141L201 140H199L198 138V141L197 140H195L196 139V136H199L200 135V133H199V135H197L198 133H197V131L196 132H194L193 131V134H196V136H195V138H194V135H193V137H192V135H190V137H188L189 135H187L186 133H184V132H186L187 131V129L191 126H187V123L186 122H188V124L190 123V124H192V122H193V120H194V117H193V115H196V117H197V114L200 112H197L196 111V113L197 114H195V112H194V114L192 115V113H193V111L190 113L191 114V116H190V114H187L188 113V111H189V109H188V111H187V113H184L183 115L184 116H186L187 117V119H183V118H181V119H183V120H180V117H182V116H180V111L179 110H181L182 111V108L183 107H181V109H180V104L182 103V102H184V101H189V104H188V106H189V108L191 107V105H190V103L192 102V103H194V101H191V100H189V99H191V98H189L190 97V93L188 94V97H186V95H187V92H184V91H188V89H186L187 87H189L188 85H190V82H189V84H186L185 86V88L184 89H186V90H183V92L182 91H180L177 87H175V86H177V85H175V81H168V79L169 78H171V77H169L168 78V76H167V80L166 79H164L163 78V80H162V78H159V77ZM219 77L220 78H218V76H217V80L219 81V79H222V77H221V75H219ZM158 78L160 79V82L158 83ZM246 78V80H244ZM38 79V80H39ZM216 79V78H215ZM235 79V80H234ZM154 80H155V82H154ZM174 80V79H173ZM217 80H215V81H217ZM127 81V82H126ZM129 81V82H128ZM152 81L154 82L153 84H152ZM178 81L179 80H177V83H178ZM108 82V83H107ZM175 82V83H174ZM180 82V81H179ZM228 82V83H227ZM240 82V83H239ZM110 83V84H109ZM119 83V84H118ZM150 83V84H149ZM163 84V85H161V84ZM176 83V84H177ZM221 83H223V84H221ZM229 84V87H226V85L225 84ZM242 83V84H241ZM250 83V84H249ZM152 84V85H151ZM169 84H171V85H169ZM175 85L174 87L172 86V85ZM219 84H221V85H219ZM243 85L244 84V86L245 87H247V88H244V86H243V88L246 90V89H249V90H251V92H253V94L255 93V91L257 90V92H256V94L259 92H262V93H260V94H262V95H258L257 97L256 96H254V95H256V94H254V95H251L252 93H250L249 95H251V96H254L253 98L254 99H256V101L260 104H258L257 105V102H256V106H258V109H257V107L256 106H254V108H256L257 109V112H256V109H255V111H253V109H251V111H248V113H245V114H247V115H245L244 117H241L242 119H241V122L242 121H244V120H246L247 122H245L246 124V126L244 125V123H240V121H239V123H240V125H242V126H240L239 124H236V123H238V122H236L235 120H234V117H233V115L234 116H236V120L238 121V116H239V114L240 115H244V113L242 114V113H239L240 112V109H238L237 107L235 108L234 106H233V108H232V106H231V109H232V111H233V115H232V117H233V120H232V118H231V111H230V113H229V116H228V106L229 105H235V106H238V105H236V104H234L235 102L237 103L240 99H241V96H243V95H246L245 94V90H244V93H242V91H241V94H240V91H239V89L238 88H242V86H240V87H238L239 85ZM246 84H248V85H246ZM261 84V83H260ZM25 85V84H24ZM159 86V88H158V86ZM179 85H181V83L179 84ZM222 85H223V87H222ZM235 85V86H234ZM238 85V86H237ZM123 87L121 90L119 89V87ZM155 86V87H154ZM160 86H162L164 89L162 90L161 88H160ZM165 86H166V88H165ZM170 86V87H169ZM228 86V85H227ZM253 86H255L256 87V89L255 88H253ZM257 86H258V88H257ZM262 86V87H261ZM120 87V88H121ZM143 87H144V85H143ZM175 88V89H173V88ZM179 87V86H178ZM180 87H182V85L180 86ZM238 87V88H237ZM248 87H252L251 89L250 88H248ZM260 87L261 88H263L262 90L260 89ZM20 88V89H19ZM72 88V89H71ZM77 88V89H76ZM145 88V87H144ZM160 89H161V91H160ZM165 89L167 90V97L166 96H164L165 94H166V91H165ZM169 89H170V92H169ZM181 89V88H180ZM183 89V88H182ZM239 91V93H238V91ZM120 90V91H119ZM126 90V89H125ZM157 90V91H156ZM159 90V91H158ZM176 90V92H173V91H175ZM243 90V89H242ZM246 91L247 92V94H248V92H250V91ZM260 90V91H259ZM18 91V92H17ZM78 91V92H77ZM121 91V92H122ZM172 91V92H171ZM228 91V90H227ZM72 92V91H71ZM76 92V93H75ZM110 92V93H109ZM163 92V93H162ZM168 92H169V94L173 97H169L168 98ZM180 92H182V93H180ZM188 92H190V89H189V91ZM16 93H18L19 94V97L21 98V100H17V99H15L14 100V98L16 97V98H18V94H16ZM113 93H115V94H112ZM177 94V95H173V94ZM179 93V94H178ZM222 93V94H221ZM226 93V94H225ZM157 94L159 95V96H157ZM162 94H164L163 96H162ZM182 94V95H181ZM183 94H186V95H183ZM243 94V95H242ZM109 95V97H111ZM147 95H149L148 97H147ZM155 95H156V98H158L159 97V100L158 99H155L154 97H155ZM140 96V97H139ZM238 97V98H236V97ZM259 96H261L260 98H259ZM73 97V98H72ZM102 97V98H101ZM162 97H163V99H162ZM166 97V98H165ZM181 99V101L178 99ZM218 97H221L222 98V100H221V98H219L218 99ZM227 97V98H228ZM232 97H234V98H232ZM250 97V96H249ZM95 98V99H94ZM106 98H108V99H106ZM172 98V99H171ZM189 98V99H188ZM233 99V101H232V99ZM245 98H248V96L247 97H245ZM245 98H243V100H244V102L245 101H247ZM262 98V99H261ZM87 99V100H86ZM89 99V100H88ZM105 99H106V101H105ZM163 101H162V100ZM183 99V100H182ZM250 99H251V97H250ZM249 98H248V101L250 100ZM250 100V101H252V103L253 102H255V100ZM259 99H260V101H259ZM23 100V101H22ZM27 101L25 104H24V102L25 101ZM82 100H83V102H82ZM135 100V101H136ZM168 101V102H166V101ZM227 100H229V103H228V101ZM236 100V101H235ZM243 100L241 99V101L240 102H242V104H244V102H243ZM88 101V102H87ZM91 101V102H90ZM157 101L159 102V103H157ZM170 101V102H169ZM191 101V102H190ZM232 101V102H231ZM247 101V102H248ZM85 102V103H84ZM90 102V103H89ZM99 102V101H98ZM101 102V101H100ZM181 102V103H180ZM205 102H207V103H205ZM208 102L209 103H211L212 105H213V107L211 106V107H209L210 105L208 104ZM240 102H238L239 104H240ZM94 103V102H93ZM97 103V102H96ZM237 103V104H238ZM251 102H250V104H248V105H251L252 104ZM263 104H264V102H262ZM24 105L23 107L21 106V107H19L20 105ZM26 104H27V106H26ZM92 104V103H91ZM169 104H171V107H169V108H176L177 107V109H176V112H174L173 111V109H172V111L174 112V113H176L175 115L177 116H173L172 117V115L174 114L173 112H170L169 114L167 113L168 112V106H170ZM203 104H207V106L208 107H205V105L203 106ZM227 104H229V105H227ZM263 104L261 105V106H263ZM77 105H75V103H74V106H76L77 107ZM167 105V106H166ZM226 105V106H225ZM254 105H255V103H254ZM105 106L104 107H102V109H104V111H102V109H100V111H99V113L100 112H105V114H106V111H105ZM188 106H187V108H188ZM193 106V105H192ZM25 107V108H24ZM157 107V108H156ZM241 107V106H240ZM243 107V106H242ZM241 107V111H244L245 112V109H247V108H242ZM247 107V106H246ZM264 107V106H263ZM26 108V109H27ZM75 108V107H74ZM73 108V109H74ZM167 109V111H166V109ZM179 108V109H178ZM195 108V107H194ZM249 108H253V106H251V107H249ZM248 108V109H249ZM76 109V108H75ZM107 109V108H106ZM112 109V111L114 112V109L113 108H111ZM171 109H169V111H171ZM195 109H197V108H195ZM195 109H194V111H195ZM226 109H227V111H226ZM229 109H230V107H229ZM237 109H238V113H237V115L235 114L236 112L235 111H237ZM28 110V109H27ZM10 111V112H9ZM21 111V112H20ZM71 111V110H70ZM115 111H116V109H115ZM164 111H165V113H164ZM183 111H186V109H183ZM182 111V112H183ZM202 111H205V109H203ZM222 111H224V108H222ZM13 112V113H12ZM27 113V115H25L24 113ZM73 112V111H72ZM111 112V111H110ZM109 111L107 112L108 114L110 113ZM145 111H143V113H144ZM154 112H160V117H159V114L157 113H154ZM163 112V113H162ZM209 112H208V109H207V114L206 115H209ZM227 112V113H226ZM255 112V113H254ZM6 113H7V115H6ZM21 113H23V114H21ZM71 113V112H70ZM70 113H69V115H70ZM75 114H73L72 113V117H69V115H65V116H63L62 118H61V120H60V122H62V123H64V122H66V124L64 123V124H62L61 123V125H58V126H54V128L52 129V131H53V133H52V131H50V133H49V130L51 129L50 127H53L52 125H48V126H50V127H48V129L49 130H46L47 132H48V134L47 135H49V134H52V136H47V135H43V137H45V139H47V138H49V139H51V138H56V139H58V138H62V137H64V136H66V135H64V133H63V131H65V129L67 130H75V131H77V132H81L80 134L82 135V133L83 132H87V133H89L88 135H85V134H83V135H85V137H84V141H82V142H80V139L82 138L81 137V135H79V136H77L79 133H77V135H76V133H75V136L74 135H72L73 137H75L73 140H72V142L73 141H75V140H79L78 142H76V143H78V144H75V142L73 143L75 146H79V147H82V145H83V143L85 142V138H89V137H93V135H90L94 130H91L92 128H94L95 130L97 129H101V130H106V128H104V126L106 125V122L109 120V115L107 116V115H105L104 113H101V114H103V115H105V117L103 118V119H108L107 121H102V122H99V121H101V120H103L102 119V115L101 116H99V115H96L97 116V118H95L96 116L95 115H93L92 116V118L90 117H85V116H83L84 118H86V119H81L82 118V112L81 111H79L78 110V113H77V111H75L74 112ZM112 113V112H111ZM110 113V114H111ZM168 114V118L169 119H167V118H165L167 115H165V114ZM172 113V114H171ZM202 113V112H201ZM200 113V114H201ZM216 113H215V115H216ZM251 113H252V115H251ZM256 113L257 114H259V115H256ZM95 114V113H94ZM144 114H146V113H144ZM143 114V115H144ZM161 114H162V116H161ZM171 114V116H169ZM204 115H205V113H203ZM255 114V115H254ZM2 115V116H1ZM23 115V116H22ZM77 115L79 116V118L77 117ZM88 115V114H87ZM90 115V114H89ZM88 115V116H89ZM152 115L154 116V117H152ZM165 117H164V116ZM4 116V117H3ZM76 116V117H75ZM99 116V117H98ZM150 116V117H149ZM179 116V117H178ZM246 116H248V120H247V117ZM252 116H255L256 117V119H255V117H254V119H253V117ZM3 117V118H2ZM21 117V118H20ZM95 119H94V118ZM101 117V118H100ZM107 117V118H106ZM152 117V118H151ZM186 117H184V118H186ZM193 117V118H192ZM199 117V116H198ZM204 117V116H203ZM223 117V118H222ZM250 117H252V118H250ZM75 118V119H74ZM138 118V117H137ZM149 119L148 121L149 122H147L146 120L147 119ZM151 118V119H150ZM172 118H174L175 120L174 121H169L170 119H172ZM179 118V119H178ZM199 118H201V116L199 117ZM206 118V119H205ZM208 118H211L212 120H211V122L210 123H213V121H215V119L213 118V117H210V115L209 116H205L204 118H201V119H205V121H209V119ZM239 118H240V116H239ZM93 119V120H92ZM101 119V120H100ZM166 119V120H165ZM195 119H198V118H195ZM214 119V120H213ZM244 119V120H243ZM251 119H253V121L251 120ZM263 121H262V120ZM96 120H98V122L101 124V126H99L98 125V123H97V126H96V124L95 125H91V124H93V122H96ZM153 120V121H152ZM180 120V121H179ZM189 120V121H188ZM199 120V119H198ZM224 120V121H223ZM232 122H231V121ZM262 122H261V121ZM181 123V121H184L183 123H181V126L180 125H178V123L179 122ZM197 121V120H196ZM200 121V120H199ZM204 121V120H203ZM235 121V122H234ZM250 121H252V123L250 122ZM255 121V123L253 124V122ZM18 122V123H17ZM195 122V121H194ZM193 122V123H194ZM200 122H202V121H200ZM219 122H215V124H217V123H219ZM224 122V123H223ZM259 123L260 122V124L258 125L257 123ZM7 123V122H6ZM44 123V122H43ZM47 121H46V124L45 125H47ZM127 124L124 126V129H126L131 123H128V122H126ZM179 123V124H180ZM196 123V122H195ZM203 123V122H202ZM229 126V128H228V126H226V124ZM249 123L252 125V126H250L249 125ZM263 123V124H262ZM20 124H22V122L20 123ZM76 124V125H75ZM138 124V125H139ZM183 124V125H182ZM199 124V123H198ZM207 125L208 127H210L211 128V126H209L210 124H209V122H207V123H204L203 124V126L204 125ZM215 124H214V126H215ZM226 126V127H223L224 125ZM232 124V125H231ZM257 124V125H256ZM3 125V126H2ZM45 125H43V126H41V128L42 127H45ZM75 125V126H74ZM193 125V124H192ZM204 126V127H206V128H208L207 126ZM248 125H249V127H248ZM19 126V127H18ZM24 126V127H23ZM94 126V127H93ZM96 126V127H95ZM99 126V127H98ZM188 128H187V127ZM201 126H202V124H201ZM200 126V124H199V126L196 128H194V130L195 129H198L199 127H201ZM213 126V127H214ZM237 126V127H236ZM244 126V127H243ZM7 127V128H6ZM23 127V128H22ZM47 127V126H46ZM121 126H119L118 128H120ZM204 127H202L201 129L202 130H200V131H203L204 129V133L206 132V128H204ZM241 127H243L242 129H241ZM6 128V129H5ZM16 128V129H15ZM24 128H25V130H24ZM37 128H38V126H37ZM40 127H39V129H41ZM75 128H77V129H75ZM117 128V127H116ZM191 128V127H190ZM190 128H189V130H190ZM204 128V129H203ZM223 128V129H222ZM240 128V129H239ZM264 128V127H263ZM29 129V130H28ZM45 129H47V128H45ZM44 128H42V130H45ZM57 131H56V130ZM200 129V128H199ZM224 129H226L227 131L225 132V130ZM248 129V130H247ZM4 130L7 132V134L4 132ZM10 130V131H9ZM38 130V129H37ZM60 130H63L62 132L60 131ZM67 130V131H68ZM140 130V131H141ZM215 130H217V131H215ZM27 131H29V132H27ZM45 131V133H47ZM127 131H129V130H127ZM43 132V131H42ZM57 132H59V133H57ZM177 132V133H176ZM180 132H183L182 133V135H179L178 133H180ZM190 132V131H189ZM192 132V131H191ZM199 132V131H198ZM232 132H234V133H232ZM236 132H238V133H236ZM4 133H5V135H4ZM44 133V132H43ZM175 133L177 134V135H175ZM203 133V132H202ZM201 133V134H202ZM216 133V135H218V137L217 138H215V134ZM228 133V134H227ZM236 133V135H238L237 137L239 138H244V139H246L245 138V136L247 137L248 135H245L246 133L247 134H249V136L247 137L248 138V141H247V139H246V141H247V143L246 142H244L245 144H241V142H243L242 141V139L240 140V138L238 139V138H236L237 139V141H236V139H234V140H232V141H230L231 143L229 144V140H231V139H233V138H235V135H231V134H235ZM240 133V134H239ZM244 133V134H243ZM25 134V135H24ZM70 134V133H69ZM74 134V133H73ZM191 134V133H190ZM230 134V135H229ZM4 135V136H3ZM40 135H41V133H40ZM39 135V136H40ZM186 135V136H185ZM203 135V134H202ZM208 135V136H207ZM219 135L221 136V137H219ZM228 135V136H227ZM244 135V136H243ZM258 135L256 136L255 135V139H256V137H258ZM5 136H8V137H5ZM11 136H13L12 138H10ZM71 136V138H73ZM76 136H77V139H76ZM102 136H104V135H102ZM132 137H136L135 135H131ZM212 138H210V137ZM213 136H214V138H213ZM26 137V138H25ZM81 137V138H80ZM128 137H130V135H128ZM184 137H188L187 139L186 138H184ZM200 137H201V135H200ZM207 137H209V138H207ZM233 137V138H232ZM7 138H8V140H7ZM13 138H15V139H13ZM80 138V139H79ZM88 138H87V140L86 141H89L88 140ZM180 138H181V141H182V139H183V142L181 143V141H179L180 140ZM191 138V139H190ZM229 138V139H228ZM231 138V139H230ZM249 138H251V141H250V139ZM259 138V139H260ZM3 139V140H2ZM6 139V140H5ZM18 139L20 140L19 142H18ZM138 139H140L141 140V142L139 141L138 142ZM176 139H177V141H176ZM219 139H221V140H219ZM223 139H226V140H223ZM15 140H16V142H18V143H20V144H18L19 145V147L23 150V152L25 153V154H22V153H20L21 155L20 156H17V155H19V154H15V152H16V142H15ZM23 140V139H22ZM83 140V139H82ZM90 140H91V138H90ZM168 140V141H167ZM171 140H173V142L171 141ZM187 140H189V142L187 141ZM217 140H219V141H217ZM228 140V141H227ZM254 140V139H253ZM256 140H258V139H256ZM255 140V141H256ZM10 141H11V143H10ZM171 142V143H167V142ZM175 141V142H174ZM179 141V142H178ZM184 141H186V142H188V143H186V142H184ZM200 141V143H198ZM221 141V142H220ZM233 141H234V143H233ZM241 141V142H240ZM245 141V140H244ZM260 141V140H259ZM24 142V141H23ZM177 142V144H175ZM210 142H212V144L210 143ZM215 142V143H214ZM236 142H240V143H238V144H236ZM0 143H2V142H0ZM14 143H16L15 145H13ZM90 143V141L88 142V144ZM139 143V144H138ZM201 143H203V144H201ZM220 143H223V144H221V145H224V143H228V145H227V147H226V145H225V147L224 146H222V147H224L223 148V150L224 151H226L225 150V148L227 149L228 148V151H226L225 153H226V156H225V153H224V151H222L221 149H222V147H220L221 149H219V146L217 147V146H215V145H218V144ZM250 143H252L254 146H253V148H251L252 147V145L249 147V145H247V144H250ZM50 144V146L51 147H53V146H57L58 145V143L56 144L55 142H50L49 143ZM73 144L71 145V147L73 146ZM85 144H86V142H85ZM84 144V145H85ZM126 144V143H125ZM200 144V145H199ZM205 144V145H204ZM207 144H210V145H208L207 146ZM10 145V146H9ZM18 145H17V147H18ZM25 145H27V144H25ZM175 145H177L176 147H175ZM188 145H190L189 147L190 148H195V146H193V147H191L193 144H188ZM188 145H186V146H184V147H187ZM215 146V148L217 147V150L219 151V150H221V153L223 154L224 153V155H222V156H225V158L223 157V159H222V156L220 155V154H218L219 152L217 151V150H214V149H212V147H210V146ZM220 145V146H221ZM244 145V146H243ZM14 146V147H13ZM61 146V145H60ZM213 146V147H214ZM229 146V147H228ZM18 147V148H19ZM74 147V146H73ZM75 148V150L72 148V151L69 153V155H71V156H74V155H76V154H74L73 155V153H74V151L76 152L77 151V153H78V150H79V147L78 148ZM157 147H155V148H157ZM165 147V148H166ZM196 147V148H197ZM202 147H204V148H202ZM230 147H231V149H230ZM237 147H239V148H237ZM15 148V149H14ZM167 148V149H168ZM212 150H211V149ZM236 148V149H235ZM258 148V147H257ZM12 149V150H11ZM76 149H78V150H76ZM166 149V150H167ZM171 149V148H170ZM184 149V148H183ZM187 149H188V147H187ZM230 149V150H229ZM239 149V156L241 157V156H243L244 154H241V150ZM248 149V150H247ZM256 149V150H255ZM196 150V149H195ZM205 152H203V151ZM206 150H207V154H206ZM214 150V151H213ZM245 150H247V152H245ZM251 150H255L254 152H252ZM19 151H20V149H19ZM172 150H170V152H171ZM178 151V150H177ZM176 151V152H177ZM180 151H182V148H180V150H179V152ZM192 151V152H191ZM211 151H213V153L211 152ZM257 151V152H258ZM263 151H262V153H263ZM9 154H8V153ZM12 152H14V153H12ZM174 152V151H173ZM172 152V153H173ZM176 152H174L173 153V155L176 153ZM179 152H177L176 154H177V156L175 155V157H179V159H180V157L181 156H178V154H179ZM197 152V153H196ZM210 152H211V155L213 154V156L212 157H210L209 155H210ZM214 152H217L216 154L214 153ZM236 152H238L237 150H236ZM236 152L235 151H233V153H231V155H233V154H235L236 155V157H235V155H234V157L235 158H233L234 160L236 159V158H238L239 156H237L238 155V153L236 154ZM19 153V152H18ZM181 153V152H180ZM194 153V154H193ZM209 153V154H208ZM247 153V154H248ZM261 153V150H260V154L261 155H263ZM191 154V156H189ZM247 154H245V155H247ZM16 157H15V156ZM24 155V156H23ZM186 155H183V156H186ZM206 155V156H205ZM217 155L221 158L220 160L218 159L219 157H217ZM230 155V156H231ZM244 155V156H245ZM253 156L255 155L256 157L257 156H259V157H261L260 155H259V153H255V154H252ZM251 155V157H253ZM63 156H65V155H63ZM66 156H68V155H66ZM207 156H209V158L207 157ZM217 157V161L215 160L216 158L215 157ZM243 156V157H244ZM21 157V159H19ZM187 157V156H186ZM203 157H206V158H203ZM214 157V158H213ZM231 157H233V156H231ZM239 157V158H240ZM250 156L249 155H247V156H245L244 157V159L242 160L243 161V163H244V161H246V159H248ZM250 157V158H251ZM255 157V158H256ZM184 158V157H183ZM182 157H181V161H182V159H183ZM211 158H212V160H211ZM230 158V157H229ZM241 158L240 159H236V161H237V163H239L238 162V160L240 161L241 160ZM250 158L247 160L248 162H252L253 161V158H252V161H250ZM258 158V157H257ZM262 158V157H261ZM30 159V158H29ZM29 159H27V160H29ZM32 160H33V158H31ZM30 159V160H31ZM176 159H178V158H176ZM187 159V158H186ZM202 159V160H201ZM208 161H207V160ZM213 159H214V161H213ZM226 159H228V158H226ZM1 160H3V161H1ZM20 160V161H19ZM37 160V159H36ZM35 160V161H36ZM180 160H178L179 162H181ZM189 160V159H188ZM188 160H184L183 159V163H186V162H188L187 164H191V162H189ZM195 160H191L192 162H194L193 164H195ZM234 160H232V161H234ZM258 160V162H259V160H260V162H264V159H257ZM26 161V160H25ZM24 161V162H25ZM35 161H33V162H35ZM228 161V162H229ZM235 161V162H236ZM27 162V161H26ZM29 162V161H28ZM32 162V161H31ZM179 162H178V166H179ZM253 162H256L255 161V159H254V161ZM182 163V162H181ZM180 163V164H181ZM217 164V165H216ZM227 164V165H226ZM236 164V163H235ZM182 165V164H181ZM181 165H180V168H181ZM228 165H229V167H228ZM183 166H186V169L187 168H189V166L190 165H182V168H183ZM188 166V167H187ZM212 166V167H211ZM221 166H222V168H221ZM227 166V167H226ZM178 168V167H177ZM180 168L177 170V171H179L180 173H181V171H180ZM209 168H214L213 169V171L211 170V169H209ZM234 168V167H233ZM188 170V169H187ZM190 170H193L192 168L190 169ZM215 170V171H214ZM230 170H233L232 168L230 169ZM210 171V172H209ZM220 171V172H219ZM182 172H184V170L182 171ZM212 172V173H211ZM214 172L216 173V174H214ZM224 172V173H223ZM178 173V172H177ZM187 173H192L191 171H187ZM196 173V172H195ZM228 173H226L227 175H226V178L224 177L222 180H225V179H227V182H230V178H231V181H232V178H233V176H234V174H237V172L236 171H233V172H231V174L229 175ZM212 174V176H210ZM182 175H184V174H182ZM182 175H180V174H178V176H179V178L177 177V174H176V180L177 179H180V177L182 176ZM229 175V179L227 178V176ZM189 176H191L190 177V179H192V180H190L188 177ZM193 173H192V175L191 174H188V177L186 178V177H184V176H182L181 177V179H180V181L182 182H180L181 183V185H177V184H180V183H178L179 181L177 180V183L174 181V188H176V187H178L180 190H182V189H184V188H186V187H188V188H186V189H188L189 190V186L188 185H191V186H194V188L193 187H190L191 189H190V191L189 192H191V193H189L188 192V190L186 191V189H184V192L183 193H186L187 192V195L189 196V195H193V196H196V195H198V193L200 194L199 196H197V197H201L202 195H204L205 193L207 194V192L209 193V191H210V188L212 187V186H215L214 188L212 187V190H211V194H214L215 193V191H213V189H216V185L218 186H220V183H223L222 181L220 182V179H219V184L217 183V182H214V180H212V182L211 181H209V182H205V180H204V182L200 179L201 178V176H196V175H194L193 177ZM231 176V177H230ZM200 177V178H199ZM187 179L186 181H182V179ZM197 178H198V181H199V186H197V187H195V185H193L194 183L195 184H197L196 183V181H197ZM204 178V177H203ZM200 179V180H199ZM190 180V181H189ZM206 180H208V178L206 177ZM191 182V183H193V184H191V183H189V182ZM202 181V182H201ZM216 181V180H215ZM218 181V180H217ZM186 183H188V184H186ZM200 183H201V185H200ZM204 184V186H203V184ZM205 183L207 184L208 183V185L210 184L211 185V183H216V185H213L212 184V186H210V187H208L207 188V186L208 185H205ZM187 185V186H184V185ZM184 186V188H182V187ZM203 187V189L202 188H199V187ZM206 186V187H205ZM205 187V188H204ZM182 188V189H181ZM206 190V191H203V190ZM207 189H209V190H207ZM197 190V191H196ZM199 191V192H198ZM204 192V193H200V192ZM196 192H198L197 194H196ZM213 192V193H212ZM216 194H217V190H216ZM186 195V196H187ZM187 196V197H188ZM184 197V196H183ZM183 199V198H182ZM185 199V198H184ZM186 202L184 201V204H185ZM17 206V205H16ZM16 206L15 205H9V208H8V210H6L7 212L8 211H10V212H6L5 210H4V214L2 215L3 217H6V216H8V215H11L10 216V218L12 217V216H14V217H12V218H14L13 220H12V218L10 219L9 218V216H8V218H7V220H6V218L4 219L3 217H2V220L4 221H2L1 223H0V236H2V237H0V264H11L14 260L12 259V258H16L15 256H17L18 257V253L20 252V245H21V242H20V244H19V242H17V239L15 238L14 239V235H17L18 233L20 234H22L23 235V232L26 230V228H24V231L23 232H21L22 231V229H23V227L25 226H27L29 223H30V220H32V218H33V214H32V218L29 220L28 218L30 217L29 215L32 213L31 212V210L28 212V210L29 209H24L22 206H17V209H18V207H19V209H18V211H17V209H16ZM22 209H21V208ZM11 208V209H10ZM14 208V209H13ZM7 209V208H6ZM27 210V211H26ZM21 211V212H20ZM17 214H16V213ZM10 213V214H9ZM14 213H15V215H14ZM28 213V214H27ZM7 214V215H6ZM22 214V215H21ZM5 215V216H4ZM25 215V216H24ZM16 216H17V218L19 217V216H22V217H19V219H17L16 218ZM23 216H24V218L28 221H24V218H23ZM28 216V217H27ZM9 220V221H8ZM18 220V221H17ZM15 221H16V224H15ZM23 221V223H22V225L23 224H25V225H23V226H21V222ZM11 222V223H10ZM13 222V223H12ZM17 222H19V224L17 223ZM3 223V224H2ZM11 224V225H10ZM27 224V225H26ZM18 225V226H17ZM10 226L13 228H10ZM19 226H20V228H19ZM171 225L170 224H168V228L170 227ZM6 227V228H5ZM16 227H17V229H16ZM16 230H15V229ZM19 228V229H18ZM4 229V230H3ZM9 229H11V230H9ZM21 230V231H20ZM4 233H3V232ZM11 231H13V233L11 232ZM18 231V232H17ZM9 232V233H8ZM9 234L8 236H6L7 234ZM6 234V235H5ZM20 234V237H22V235ZM25 234V233H24ZM7 237V239H9V241L11 240V242L13 241V243H15V242H17V243H15V245H19V249L17 248V247H14L13 246V243H11L10 244V246L8 245V243H10L9 241H6V239H5V236ZM4 236V237H3ZM11 236V237H10ZM10 237V238H9ZM6 241V242H5ZM15 241V242H14ZM2 242V243H1ZM4 242V243H3ZM5 245H7L6 246V248H5ZM15 248V250H16V248H17V250L16 251H18L19 250V252H16L13 248ZM8 248H10V249H8ZM11 250L14 252V254L12 253V255H14V256H12V255H10V253H11ZM7 251V252H6ZM17 254V255H16ZM8 255V256H7ZM217 255V254H216ZM216 255L215 256H213L212 258L213 259H211L210 258V261H212V263L211 264H218V263H220V261H222V260H219V261H217L216 260V262H218V263H216V262H213V261H215V259L218 257V255H217V257H216ZM232 255V254H231ZM231 255H228L229 257L231 256ZM228 256L227 257H225L224 259L225 260H223L221 263H224V261L226 262V260L227 259H229L228 258ZM220 257V256H219ZM223 258V257H222ZM219 259V258H218ZM220 259H221V257H220ZM230 260V259H229ZM12 261V262H11ZM228 261V260H227ZM15 263V261L13 262V264Z\"/></svg>",
  "mask_w": 264,
  "mask_h": 264
}]
</instances>
